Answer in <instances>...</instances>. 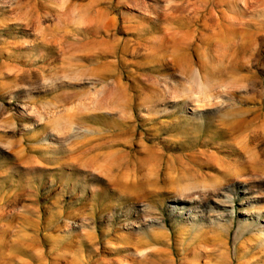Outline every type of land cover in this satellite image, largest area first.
Listing matches in <instances>:
<instances>
[{
	"label": "rangeland",
	"instance_id": "rangeland-1",
	"mask_svg": "<svg viewBox=\"0 0 264 264\" xmlns=\"http://www.w3.org/2000/svg\"><path fill=\"white\" fill-rule=\"evenodd\" d=\"M262 139L264 0H0V264H264Z\"/></svg>",
	"mask_w": 264,
	"mask_h": 264
},
{
	"label": "bare ground",
	"instance_id": "bare-ground-1",
	"mask_svg": "<svg viewBox=\"0 0 264 264\" xmlns=\"http://www.w3.org/2000/svg\"><path fill=\"white\" fill-rule=\"evenodd\" d=\"M92 3V2H91ZM90 6V5H89ZM90 8V7H89ZM94 21H101L100 18H95L93 19ZM99 23V22H98ZM262 25V24H261ZM100 28V27H99ZM221 31L217 32L218 34L221 35L222 38H220L219 42H220V48H222L223 52L225 53V55H230L233 58V62H239L242 61L244 59L249 60L248 56H252L255 60H259L261 61L262 58V50H261V45H258L257 47H253L251 44H249V36L247 35V33H242L241 37L239 39H237V41H233V43H229L226 44V39L229 35H232V32H228V33H224L222 34ZM237 34V33H236ZM251 35V34H250ZM230 37V36H229ZM222 40V41H221ZM232 44V45H231ZM219 48V47H218ZM221 50V53H222ZM220 51V50H219ZM229 56V57H230ZM228 57V58H229ZM226 58V57H225ZM230 62V61H229ZM232 64V63H231ZM233 65V64H232ZM244 121V120H243ZM258 125V124H257ZM239 129V126H234L233 129ZM253 128V127H252ZM242 129V128H241ZM261 129V128H260ZM259 130V128H258ZM240 134V133H239ZM260 134V133H259ZM255 136V135H254ZM263 136V135H262ZM261 136V137H262ZM259 137V138H261ZM258 138V139H259ZM255 140V138H254ZM261 140V139H260ZM264 140V139H262ZM263 142V141H262ZM263 143H261V141H259V143H256V147L259 148L260 145H262ZM250 158L247 160L249 165H251L252 167L255 166V164L257 163V155L255 152H251L250 153ZM242 164L245 165V162H241Z\"/></svg>",
	"mask_w": 264,
	"mask_h": 264
}]
</instances>
